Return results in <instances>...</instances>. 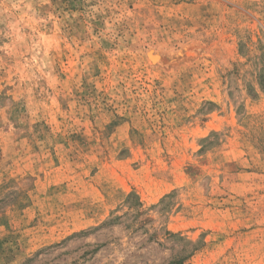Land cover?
Returning <instances> with one entry per match:
<instances>
[{"label": "rangeland", "instance_id": "obj_1", "mask_svg": "<svg viewBox=\"0 0 264 264\" xmlns=\"http://www.w3.org/2000/svg\"><path fill=\"white\" fill-rule=\"evenodd\" d=\"M261 81L264 0H0V264H264Z\"/></svg>", "mask_w": 264, "mask_h": 264}, {"label": "trees", "instance_id": "obj_2", "mask_svg": "<svg viewBox=\"0 0 264 264\" xmlns=\"http://www.w3.org/2000/svg\"><path fill=\"white\" fill-rule=\"evenodd\" d=\"M260 85H261L262 89H264V83L262 81L260 82Z\"/></svg>", "mask_w": 264, "mask_h": 264}, {"label": "crops", "instance_id": "obj_3", "mask_svg": "<svg viewBox=\"0 0 264 264\" xmlns=\"http://www.w3.org/2000/svg\"><path fill=\"white\" fill-rule=\"evenodd\" d=\"M264 177V175H262Z\"/></svg>", "mask_w": 264, "mask_h": 264}, {"label": "bare ground", "instance_id": "obj_4", "mask_svg": "<svg viewBox=\"0 0 264 264\" xmlns=\"http://www.w3.org/2000/svg\"><path fill=\"white\" fill-rule=\"evenodd\" d=\"M155 59V58H154Z\"/></svg>", "mask_w": 264, "mask_h": 264}]
</instances>
